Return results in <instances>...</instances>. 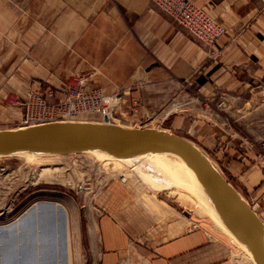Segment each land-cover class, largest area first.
Instances as JSON below:
<instances>
[{"label":"crops","instance_id":"0c3cea01","mask_svg":"<svg viewBox=\"0 0 264 264\" xmlns=\"http://www.w3.org/2000/svg\"><path fill=\"white\" fill-rule=\"evenodd\" d=\"M191 1L226 29L216 47L194 40L151 0H0V107L30 83L58 86L86 73L121 99L139 100L148 114L177 94V116L192 115L180 102L182 80L215 55L224 73L195 83L207 99L238 105L247 90L239 69L264 66V0ZM261 76L248 78L260 84ZM212 106L199 130L231 133V112ZM115 187L109 198L108 190L100 192L87 223L96 264H235V256L242 264L240 250L209 214L214 222L182 216L150 193Z\"/></svg>","mask_w":264,"mask_h":264},{"label":"rangeland","instance_id":"374dc122","mask_svg":"<svg viewBox=\"0 0 264 264\" xmlns=\"http://www.w3.org/2000/svg\"><path fill=\"white\" fill-rule=\"evenodd\" d=\"M217 23L222 26L221 23ZM186 31L194 40L213 48L226 33L224 28V32L214 43L207 44ZM215 56L208 61L207 66L199 67L191 76L186 77L188 79L182 80V92L185 97L180 102L185 103L183 106L188 107L187 110L193 113L180 115L184 118L182 120L177 116V94L168 99L164 108L158 110L159 112L148 114L146 108L141 109L139 100L121 99L120 91L109 90L101 85L99 78H89L86 73H79L71 75L58 86L37 83V87H32L30 83L14 97L2 99L4 106L0 107V128L22 126L27 92L45 94L62 88L72 78L85 77L88 85L104 89L105 104L96 111L80 113L69 119L99 121L103 110L113 103L110 110L111 122L131 127L159 128L186 135L197 146L200 145L199 147L223 174L229 175V181L237 187L249 204L258 205L257 212L264 221V66L239 69V74L244 71L247 78V90L246 98L240 99L238 105L237 100L226 102L225 99H220L215 102L204 97L202 89L195 83L197 78H209L210 75L224 73L219 59ZM211 64L218 65L208 69ZM260 74H262L260 84L254 83L253 78H248L255 76L257 79ZM213 103H218L222 112H231L226 114L233 129L231 133L217 131L216 134L199 130L204 128L205 124L198 123V120L209 116L207 114L211 112ZM227 104L230 107L227 108ZM225 107L227 111H223ZM214 137L215 141L212 145H203L205 140ZM192 183V177L183 168L165 157L134 159L132 167L123 161L98 159L89 154L0 157V259L3 258V261L5 259V264H18L21 255L30 247L34 249L38 260L43 258V264H96L98 246L92 241L93 236L88 232L87 223L91 218L94 204H100V192L108 190L104 196L109 198L113 186H119L131 194L136 193V196L139 193L143 196L144 193H150L155 198L176 205L182 216H184L182 211L185 210L193 218L213 221L207 215L209 211L193 189ZM241 184L245 186L244 190ZM38 201L57 203L62 211L50 220L53 227L51 237H41L45 229L35 220L34 226L29 231L14 229L6 234L2 230L5 228L7 231V228L13 226L17 219ZM64 217L67 226L61 224L58 227L57 224L62 223ZM35 234L40 235L31 239ZM21 238L31 239L33 242L21 245ZM12 249L17 253L11 254ZM239 261L235 256V264H241ZM242 264L248 263L242 261Z\"/></svg>","mask_w":264,"mask_h":264},{"label":"water","instance_id":"95a60500","mask_svg":"<svg viewBox=\"0 0 264 264\" xmlns=\"http://www.w3.org/2000/svg\"><path fill=\"white\" fill-rule=\"evenodd\" d=\"M89 154L98 159L123 161L144 155L177 157L192 175L195 192L235 238L252 264H264V221L258 205H251L211 158L192 140L173 131L131 127L103 120H55L16 128H0V157H48ZM188 185V186H191ZM187 186V189H188ZM183 215L190 213L183 210ZM21 245L33 240L21 238ZM16 254V250H11ZM0 259V264H5ZM18 264H37L33 248H27ZM43 258L38 264H43ZM17 264V263H16Z\"/></svg>","mask_w":264,"mask_h":264},{"label":"built area","instance_id":"2783aa9c","mask_svg":"<svg viewBox=\"0 0 264 264\" xmlns=\"http://www.w3.org/2000/svg\"><path fill=\"white\" fill-rule=\"evenodd\" d=\"M152 2L204 43H214L224 32L223 26L197 8L191 0H152ZM104 98V89L88 85L85 77L72 78L62 88L45 94L30 91L27 92L24 103L25 115L21 125L66 120L80 113L96 111L105 104Z\"/></svg>","mask_w":264,"mask_h":264},{"label":"bare ground","instance_id":"6f19581e","mask_svg":"<svg viewBox=\"0 0 264 264\" xmlns=\"http://www.w3.org/2000/svg\"><path fill=\"white\" fill-rule=\"evenodd\" d=\"M112 106H113V103L107 105V108L105 110H103L101 118L99 119V121L103 120V116L105 114L108 116V119L110 121V117H111L110 110L112 109ZM120 125H122V124H120ZM124 126H127V125H124ZM67 156H69V155H67ZM155 156L165 157V158H169V159L173 160L174 162H176L177 166L183 168L184 171L188 175H190V177H192L189 170L175 156L166 155V154H159V155H144L142 158H149V157H155ZM24 157H28V156H24ZM51 157H57V156H51ZM109 160H112V159H109ZM200 199H201L202 203L207 207V210L209 211V215L211 216V218L218 224V226L223 230V232H225L233 240V242L235 243L238 250H240V254H239L241 257L240 259H242V261H244V263L252 264L249 256L247 255V253L245 252L243 247L240 245V243L237 242L235 240V238L223 227V225L215 217V215L212 213V211L209 209V207L202 200L201 197H200ZM61 212L62 211H61V209H59V204H57V203H52V202H48V201H38V202L32 204L30 209L26 210L24 215H22L19 219H17V221L15 222V224H13V226H10L9 228H7V231L5 228H2V230H4L6 234L10 231H13L14 229H19V230L22 229L23 231H29L30 229H32V227L34 226L33 224H35V221H36V223H38V224L41 223V227L43 229H45L44 234H42L41 237L42 238H49L52 236L51 233L53 231V227H52L50 220H52L54 217H57ZM33 221H34V223H33ZM61 224H64L65 226H67V220L65 217H64L63 222L60 224L58 223L57 226L59 227V225L61 226ZM39 235L40 234H35V235L31 236V239L33 237L38 238ZM31 239H29V240H31ZM4 261H5V259H4Z\"/></svg>","mask_w":264,"mask_h":264}]
</instances>
